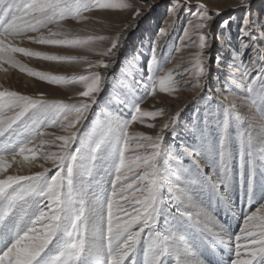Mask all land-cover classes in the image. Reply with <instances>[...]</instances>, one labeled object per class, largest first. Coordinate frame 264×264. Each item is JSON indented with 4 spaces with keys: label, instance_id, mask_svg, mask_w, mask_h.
<instances>
[{
    "label": "snow or ice",
    "instance_id": "1",
    "mask_svg": "<svg viewBox=\"0 0 264 264\" xmlns=\"http://www.w3.org/2000/svg\"><path fill=\"white\" fill-rule=\"evenodd\" d=\"M181 5L185 11L191 8L190 0H175L170 9L174 19L168 28L176 24ZM127 7L130 5L109 0H0V63L19 67L49 84L79 85L77 95L82 98L65 103L0 91V264H206L194 243L199 240L208 247L206 236L212 248H222L228 255L227 264H264V21L253 17L251 0H239L245 13L239 44L223 65L227 68L223 85L214 90L207 84L210 69L204 50L212 40L226 35L212 34L211 22L221 15L219 11L208 15L207 6L198 0V22L189 21L184 30L185 37L196 33L195 41L189 40L198 48L190 67L166 70L171 57H160L157 44L150 50L148 95L157 89L170 93L191 86L206 90L202 98L217 103L203 117L193 118L192 126L201 137L199 147L181 145L177 151L175 145L164 143L165 130L173 139L179 135V111L169 116L155 137L130 134L133 121L164 115L163 109L142 111L139 105L146 97L129 102L134 113L130 119L105 114L103 120L85 125L109 79L93 69H106L111 62L83 58L88 71L67 77L33 71L15 58L22 54L46 61L79 62L81 58L76 56L50 55L16 42L93 51L95 43L106 37L70 36L62 22L86 21L85 13L98 9ZM139 14L137 10L135 15ZM221 28H230L229 20ZM168 34L165 28L159 31L160 36ZM120 46L116 36L99 54L112 56ZM222 63L217 57L218 68ZM188 78L193 80L191 85L180 83ZM233 89L246 93L240 98V106L249 109L246 116L238 111ZM93 115L99 117L100 113ZM246 119L249 123L242 127ZM213 123L219 129L215 139L205 132ZM48 128H60L66 134L43 131ZM45 135L54 136L53 143L60 142L57 152L41 151L49 143L42 139ZM35 152L52 162L54 174L49 176L47 168L34 175L9 174L18 156L28 161L25 153ZM130 152L133 154L128 155ZM234 157L238 160L235 174ZM205 167L210 171L205 172ZM101 171L109 177L106 190H101L97 179ZM235 181L250 202L259 198L261 203L244 215L238 232L230 233L225 224L209 215L200 197L206 194L209 200L216 198L230 206ZM142 237L147 238L146 245Z\"/></svg>",
    "mask_w": 264,
    "mask_h": 264
},
{
    "label": "rangeland",
    "instance_id": "2",
    "mask_svg": "<svg viewBox=\"0 0 264 264\" xmlns=\"http://www.w3.org/2000/svg\"><path fill=\"white\" fill-rule=\"evenodd\" d=\"M115 4H128L127 8L116 9H103L94 10L91 13H85L89 17L88 20H73L68 19L63 21L64 31L70 36H87L96 35L106 37L103 41H97L95 43L93 51L87 50V48H68L62 46H43L36 45L28 41L20 43L23 47L40 48L47 51L50 55H64L74 56L77 54L78 58H81L79 62L76 61H46L37 57H25L22 54H15L18 60L27 68H31L33 71H42L50 75H62L71 77L74 75H80L88 71V66L83 62V58H86L93 63L98 61L111 62L108 68L100 67L98 70L102 75L109 77L104 86V91L98 96L99 105H93L92 111L88 114V120L83 123L88 125L89 122H96L98 119L103 120L105 114L109 117H117L121 119H130V116L134 114L132 112V104L130 101L146 97L140 103L142 111H157L164 110V115L152 120L151 118H143V122L137 120L133 121L128 128V132L132 135L143 133L144 135H150L155 137L160 134L163 123L174 115L177 111L180 112L179 124L177 125V131L179 135L173 139L172 135L165 130V144L175 145L177 151L181 150L180 146L199 147L201 144L200 133L196 128H193V118L199 115L203 117L209 108H216L217 103L210 102L202 97L206 96V90L194 89L191 86L180 87L178 90L170 93H161L157 89L154 95H148V70L147 64L150 56V50L154 44L159 45L158 54L162 58H169L165 65V69L183 70L185 67L191 66V61L194 59L195 54L198 51L195 43H190L191 40L195 41L196 33H190V37L184 36V30L187 27L189 21L193 24L198 21L195 18V14L200 11L196 7L198 0H190L191 8L185 11V7L181 5L177 12V22L172 28H168V25L172 22L174 17L170 15V9L172 8L175 0H109ZM207 6V14L214 15L217 11L221 13L219 16H214L211 22V30L213 37H219L221 34H226L224 39H214L211 42V46L204 50L205 63L210 69V76L207 79V84L213 90L217 85H223L224 73L227 71L223 65L230 60V54L232 49L239 44V33L241 19L244 16V11L239 8V0H199ZM137 10L140 14L137 16L135 13ZM251 13L254 18L264 21V0H251ZM224 20H229L230 28L223 29L221 24ZM161 28L168 30L167 36H160L159 31ZM55 30V26H53ZM204 31H207L205 29ZM120 37V47L115 51L112 56H102L99 53L107 50L110 47L111 41L116 37ZM230 37V39L228 38ZM179 49V50H177ZM50 52V53H49ZM82 54L87 56H82ZM88 57V58H87ZM135 57V61H133ZM221 58L222 65L217 67L216 59ZM180 65L179 69H176V65ZM0 75L5 76L0 81V91H16L22 95L32 96L33 98H43L49 101H63L65 103L78 102L80 97L77 93L81 90L79 85H54L49 84L47 81L40 80L36 76H29L26 71H20L19 67H12L10 64H5L0 67ZM9 72V73H8ZM163 74V73H161ZM219 78V79H218ZM34 82L32 86L31 82ZM201 82H204V78H201ZM180 83L191 85L193 83L192 78L181 80ZM36 86V87H35ZM237 95L236 103L238 105V111L241 115H247L249 109L247 107L240 106L242 104V98L246 95L243 89H233ZM41 94H43L41 96ZM217 100L223 101V97H217ZM93 112L100 113L97 117L93 115ZM12 113H9L11 115ZM249 121L246 119V126ZM252 124H256V121H252ZM154 125L148 127V125ZM199 127H203V123L199 124ZM47 133H54L55 135L66 134L60 128H48L43 130ZM206 134H209L213 139L219 133V129L215 123L205 129ZM49 143L41 148L44 152H57L59 141H54V136L45 135L42 137ZM32 147V146H30ZM143 151V150H137ZM259 151V149H258ZM130 152L128 155H132ZM30 158L27 162H31L32 155H35V160L39 157L38 152L27 153ZM40 156V155H39ZM20 157V156H18ZM40 161L37 166H34L35 171L32 173L23 174V171L12 173L13 175H34L37 172H43L45 168L50 169L48 175L51 176L56 171L50 160H44L40 156ZM185 163H189L186 159ZM233 172L235 174L238 165V160L234 157ZM12 166L9 170H13ZM205 172L210 171L208 167L204 168ZM105 173L103 171L97 174V179L104 185V189L107 188V182L109 177L105 181ZM104 177V178H103ZM100 185V188L102 186ZM200 199L203 201L204 208H211V217L218 220L221 224H225L230 233L238 232L242 226V220L245 214L254 212L259 207L261 201L258 198L250 202V207L246 210L247 199L245 191L242 189L240 183L235 181L232 188V203L230 206L225 207L221 202H218L216 198L208 199L207 195H201ZM214 202V203H212ZM217 202V203H216ZM245 204V205H243ZM218 205V206H217ZM218 207V208H217ZM220 207V208H219ZM224 207V208H223ZM241 207L243 214L238 212ZM222 208V209H221ZM229 209V210H228ZM208 211V210H207ZM210 211V209H209ZM235 212V215H233ZM215 217V218H214ZM211 228V225H208ZM206 243L209 245L205 247L199 240L194 243L196 248L202 253L201 258L209 264V257L214 255H221V259L224 260V252L222 248H212L211 240L209 237H205ZM147 238L142 237V244H147ZM218 252V253H217ZM140 259V257H138ZM215 259V258H214ZM213 259V260H214ZM208 260V261H207ZM220 260L213 262L218 264Z\"/></svg>",
    "mask_w": 264,
    "mask_h": 264
},
{
    "label": "bare ground",
    "instance_id": "3",
    "mask_svg": "<svg viewBox=\"0 0 264 264\" xmlns=\"http://www.w3.org/2000/svg\"><path fill=\"white\" fill-rule=\"evenodd\" d=\"M16 44H17V46H20V47H23V46H21L20 45V42L19 41H17L16 42ZM28 48H30V49H32L33 51H40V52H44V53H46L47 51H45V50H41L40 48L38 49V48H33V47H28ZM50 53V52H49ZM50 54H53V53H50ZM74 56H78L77 54H73ZM82 56H87V55H84V54H82ZM15 58L18 60V58L15 56ZM88 58V57H87ZM20 63H21V61L20 60H18ZM6 63H0V67L1 66H3V65H5ZM22 64V63H21ZM8 65V64H7ZM1 69V68H0ZM9 73V72H8ZM5 76H3V75H0V81H2V79L4 78ZM31 84H32V86H34V82L32 81L31 82ZM36 87V86H35ZM25 154H27V153H25ZM38 157H39V159L37 158L36 160L34 159V160H31V162H27V161H25L24 160V158H23V156H20V157H17V163H13L12 164V166L14 167V169L13 170H8L9 171V174H12V173H16L18 170H20V171H23L22 173L23 174H27V173H32L33 171H35V169L36 168H34V166H37L38 165V163H39V161H40V156L39 155H37ZM36 157V156H35ZM30 158V157H29ZM10 162V161H9ZM18 173H19V171H18ZM20 174V173H19ZM104 177H105V181H106V179H107V177H106V175H104ZM103 177V178H104ZM102 184V183H101ZM102 186V188H101V190L102 189H104V185H101ZM254 202H255V200H253ZM257 201H258V198H257ZM212 203H214V202H212ZM217 203V202H216ZM243 205H245V204H243ZM218 206V205H217ZM246 206V210L250 207V201L247 203V205H245ZM226 207V206H225ZM218 208V207H217ZM220 208V207H219ZM224 208V207H223ZM206 209V208H205ZM209 209H210V211H209ZM222 209V208H221ZM238 209V212H240L241 211V213L243 214V212L244 211H246L245 209L243 210V208L241 209V207H239V208H237ZM206 210H208L207 212L209 213V215H211V211H212V209L211 208H207ZM229 210V209H228ZM238 212H235L233 215H235L236 213H238ZM215 218V217H214ZM209 225H211V224H209ZM224 252V251H223ZM218 253V252H217ZM224 255V260H222L221 259V255L219 254V255H214V256H211V257H209L208 259H209V264H213V262H215V261H218V260H220V261H223L224 262V264H227V261H228V255H226L225 253L223 254ZM215 258V259H214ZM214 259V260H213ZM208 261V260H207Z\"/></svg>",
    "mask_w": 264,
    "mask_h": 264
}]
</instances>
